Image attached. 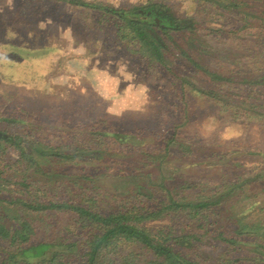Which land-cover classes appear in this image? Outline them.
I'll use <instances>...</instances> for the list:
<instances>
[{
  "label": "rangeland",
  "instance_id": "obj_1",
  "mask_svg": "<svg viewBox=\"0 0 264 264\" xmlns=\"http://www.w3.org/2000/svg\"><path fill=\"white\" fill-rule=\"evenodd\" d=\"M83 1L127 8L158 0ZM12 2L16 5L10 0H0V9L11 7L6 17L2 15L0 23L4 19L5 22L10 21L9 16H13L14 24L6 28L11 27L15 32L6 36L12 37L8 39L16 45L6 50L0 44V77L6 78L0 79V90L13 89L22 97L27 94L24 100L33 97L37 103L30 110L34 113L40 111L39 107L42 110L38 112L35 124L28 123L31 127L3 122L0 117V132L17 136L32 130L40 140H52L57 135L58 139L53 140L57 141L69 138L65 132H84V126L98 121L112 131L137 130V140L126 144L127 147H135L132 152L136 154L131 160L122 162L125 169L135 173L149 158L142 152V146L159 153L160 148L173 137L177 139L178 146L171 149L167 163L163 168L146 163L147 172L152 171L155 176L163 174L172 186L179 181L194 192L196 189L211 190L224 180L239 179L247 191L227 204L220 224L222 227H230V222L254 202L258 204L253 210L264 207V181L252 180H256L254 176L264 167V157L257 155L264 153V118L257 122L248 115L252 107L253 112L264 109V0H164L173 13L195 21L194 35L190 38L195 42H190L187 37L183 46L191 47L192 55L201 57L210 72L202 73L187 63H180L178 70L187 82L185 93L191 94L189 101L179 91L173 90L163 72L148 73L143 61L128 57L122 46L116 45L113 28L108 23L101 25L104 19L98 12L74 8L64 1H51V6L42 0ZM33 6L34 13L31 12ZM22 9L24 17L21 16ZM45 19L53 27V32L48 35L43 34ZM0 34L3 38L4 35ZM84 65L90 68L89 72H81ZM36 66L39 68L37 72ZM51 66L53 71H42ZM85 75L90 81L85 80ZM12 79L14 81H10ZM206 90L221 91L222 99L229 103L228 107L238 105L236 107L244 116L234 118L224 114L218 104L204 95ZM185 105L190 109H185ZM47 108L55 112L60 109L68 114L52 112L54 114L50 116L45 114ZM198 108L202 111L190 118L191 126L182 129L184 115ZM28 114L33 119V113ZM16 115L24 116L20 112ZM176 127L180 128L178 134ZM191 149L199 150L200 155H191ZM235 150V155H231ZM220 153L225 155V159L215 164L214 155ZM8 155L15 156V151L9 150ZM202 155L206 165H193ZM89 164L80 162L75 166H55L75 175L100 167L101 173L109 177L97 175V184L104 190L101 193L109 195L115 190L112 175L123 169L97 161ZM81 184L70 182V191H67L66 185L60 183L63 190L55 192H51L47 184L46 190L53 195L70 194L71 198L80 193ZM8 215L10 217L11 213ZM263 219L264 212L257 220ZM56 222L51 229L54 235H45V223L41 227L39 225L41 234L54 239L63 227L74 230L71 221L69 223L65 218L58 217ZM203 247V253L209 258L220 264L224 262L225 250L213 244L212 238L206 239ZM237 258L245 260L241 264L251 260L245 255ZM249 264L256 263L251 261Z\"/></svg>",
  "mask_w": 264,
  "mask_h": 264
},
{
  "label": "trees",
  "instance_id": "obj_2",
  "mask_svg": "<svg viewBox=\"0 0 264 264\" xmlns=\"http://www.w3.org/2000/svg\"><path fill=\"white\" fill-rule=\"evenodd\" d=\"M49 1H64L74 8L98 12L104 19L101 25L108 23L113 28L116 45L122 46L128 57L143 61L148 73L163 72L173 90L188 101L191 94L185 93L188 86L178 70L180 63L210 74L202 58L194 57L191 47L183 46L187 37L194 35L195 21L173 13L164 0L127 8L83 0ZM192 41L195 39H190ZM0 79L6 78L1 76ZM203 93L218 104L224 114L234 118L244 116L238 105L228 107L221 91ZM21 95L13 89L0 90L1 121L31 127L28 123L35 124L42 109L39 107L40 111L32 112L30 109L37 105L35 99L24 100L28 95ZM252 108L248 113L252 121H261L264 109L253 112ZM185 109L190 106L185 105ZM199 111L202 108L187 112L181 128L188 129L190 118ZM52 112L55 111L47 108L45 114L51 116ZM28 113H33V119ZM55 113L68 114L60 109ZM100 122L84 126V132H65L67 140L53 141L58 139L57 135L52 140H40L32 130L17 136L0 132V264H220L203 253V243L209 238L225 250L222 264H241L244 259H238L240 255L251 257L247 264L251 261L264 264V219L257 220L264 207L253 210L258 204L254 202L230 222V227L220 225L227 204L247 191L239 179L224 180L211 190L194 192L179 181L172 186L163 174L155 176L152 171L147 172L146 163L161 168L167 163L171 149L178 146L173 137L159 153L142 146V152L149 157L141 165L142 169L136 173L125 169L122 162L136 154L132 152L136 148L126 144L137 140L138 131H112ZM9 150L15 151V156L10 157ZM189 153L200 155L199 150L194 149ZM257 155L264 157L262 152ZM214 156L215 164L225 159L222 153ZM204 158L202 155L192 164L204 166ZM93 161L123 169L112 175L115 190L109 195L101 193L104 190L97 184V175L109 177L101 173L100 167L75 175L55 166H75L80 162L90 165ZM254 177L253 181H264V167ZM70 182H82L78 195L70 198V194L51 193L63 190L60 183L70 191ZM47 184L51 192L46 190ZM58 217L71 221L74 230L63 227L58 237L48 239L45 235H54L51 229ZM44 223L45 235L39 229Z\"/></svg>",
  "mask_w": 264,
  "mask_h": 264
},
{
  "label": "crops",
  "instance_id": "obj_3",
  "mask_svg": "<svg viewBox=\"0 0 264 264\" xmlns=\"http://www.w3.org/2000/svg\"><path fill=\"white\" fill-rule=\"evenodd\" d=\"M42 1H46V3L48 4V6H50V4H51V1H49V0H42ZM10 2H11V4H13V5H16V3H14V2H12V0H10ZM17 5H18V3H17ZM11 7H8L7 6V10H8V12H9V9H10ZM7 10L6 9H0V19L1 18H3L2 17V15H4V17H6L7 15H8V13H7ZM34 8L32 7V9H31V12L32 13H34ZM11 12H14L13 11V9H12V11ZM15 12L18 14V10H15ZM16 13H15V15H16ZM17 16V15H16ZM18 16H19V14H18ZM21 16L22 17H24L25 16V14H24V12H23V9H22V13H21ZM47 16H49V15H47ZM13 16L12 15H10L9 16V19H11L10 21H8V22H5V19L3 20V23L1 24L0 23V33H2L4 36H3V38L1 39V41H0V44H3V46L6 48V50H9L11 47H15L16 45L15 44H13L9 39L10 38H12V37H9V36H6L7 34H13L14 32H13V30H12V28L11 27H8V28H6L7 27V25L8 26H12L13 24H14V21L12 20V19H14V18H12ZM98 19V18H97ZM1 21V20H0ZM45 22H43V24H44V26L43 27H46L45 29H44V31H43V34H45V35H48L50 32H53V27H52V25H51V23H49V21L47 20V19H45L44 20ZM45 24L47 25V26H45ZM99 24V23H98ZM100 26V25H99ZM51 27V28H50ZM12 30V31H11ZM34 31H36V29H34ZM20 32V31H19ZM25 35V34H24ZM0 37H1V35H0ZM8 37H9V39H8ZM47 37V36H46ZM53 67L51 66L50 68H45V69H42V71L44 72V71H46V70H50V71H53ZM37 70H39V68H38V66H36V68H35V71L37 72ZM89 70H90V68L89 67H86L85 65H84V67L83 66H81V72H89ZM85 80H88V81H90L89 80V77L88 76H86L85 75ZM89 83V86H90V82H88Z\"/></svg>",
  "mask_w": 264,
  "mask_h": 264
}]
</instances>
